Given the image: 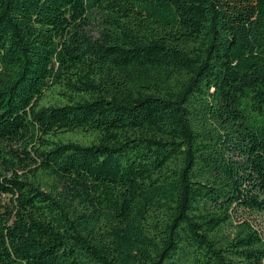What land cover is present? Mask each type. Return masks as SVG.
<instances>
[{
  "label": "trees",
  "instance_id": "16d2710c",
  "mask_svg": "<svg viewBox=\"0 0 264 264\" xmlns=\"http://www.w3.org/2000/svg\"><path fill=\"white\" fill-rule=\"evenodd\" d=\"M0 264H264V0H0Z\"/></svg>",
  "mask_w": 264,
  "mask_h": 264
}]
</instances>
